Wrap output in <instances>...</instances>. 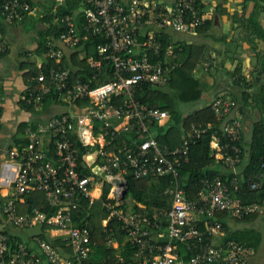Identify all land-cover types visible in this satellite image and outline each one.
<instances>
[{
  "label": "built area",
  "instance_id": "2783aa9c",
  "mask_svg": "<svg viewBox=\"0 0 264 264\" xmlns=\"http://www.w3.org/2000/svg\"><path fill=\"white\" fill-rule=\"evenodd\" d=\"M86 1L88 6L81 15L62 16L63 29L58 38L47 41L46 56L59 64L65 56L64 47L75 49L82 40L99 37L96 53L87 59L96 73L88 81L73 79L72 69L59 64L32 77L37 87L24 94L28 103L42 104L48 95H53L67 103L68 108L53 114L45 123L28 126L25 144L8 149V157L0 166V187L7 189L11 197L3 204V213L18 227L41 223L51 226L64 235L76 258L84 259L91 250V230L74 220V211L83 197L89 198L90 203L95 201L92 191L99 176L104 179L103 188L106 181L111 184L104 204L110 217L121 222L127 239L136 246L138 264H248L254 253L252 247L235 239L214 243L213 236L223 229L216 214L227 211L232 217L241 218L261 212L262 205L234 196L219 176L204 178L196 196L190 197L182 186L180 166L189 160L191 144L206 127L193 123L179 146L161 145L154 125L169 119L170 112L150 106L137 96L144 83L168 84L172 71L180 63L175 62L178 57L175 45L164 48L160 32L171 28L192 34L206 21L202 0ZM34 11L28 0H2L1 15L9 23H20ZM8 50L0 31V54ZM105 67L110 78L92 86ZM78 100L88 103L80 106ZM209 106L222 121L228 138L221 144L220 138L215 137L212 146L216 157L233 175L232 182L237 188L243 152L238 144L243 139L238 101L226 93H218ZM46 137L51 139L54 157L43 148ZM96 145H99L98 169L86 173L80 162L83 160L89 168L85 158ZM127 175L168 180L164 193L171 198L172 205L161 213L166 226L157 215L123 207ZM37 190L46 194L49 210L34 208L20 214L18 200ZM200 222L205 229L200 228ZM34 240L37 249L16 241L0 228V264H73L46 238L38 235ZM107 240L114 245L111 235ZM180 245H184L187 255Z\"/></svg>",
  "mask_w": 264,
  "mask_h": 264
},
{
  "label": "crops",
  "instance_id": "0c3cea01",
  "mask_svg": "<svg viewBox=\"0 0 264 264\" xmlns=\"http://www.w3.org/2000/svg\"><path fill=\"white\" fill-rule=\"evenodd\" d=\"M30 1L35 7V11L28 15L22 23H8L3 19L0 13V31L3 33L9 45V50L5 54H0V166L1 163L7 159V152L10 147L22 146L25 144V133L28 126H36L39 123H45L53 114L62 113L68 108L67 103L58 101L55 98L47 99V103L33 104V107L27 106L23 101V96L28 90L31 82V78L29 77L31 69L35 66L41 69L49 62L46 52H39L37 50L38 32L47 26V23L40 19L44 13V8L41 5V0ZM158 1L172 3L174 0ZM59 2L66 3V0H59ZM256 2L260 6H264V0H202V10L206 19L213 18L214 20V25L209 31L206 33L193 32L192 34L185 35L171 28L166 30L169 35L168 39H172L173 42L180 41L190 43L195 41L205 44L204 54L201 56L200 62L195 69L196 76L204 83L205 91L202 100L194 109L185 112L183 115L179 109L175 115L172 116L170 114V118L166 121L154 125L157 135L160 133H167L175 124V126L180 127L183 139L190 130V128L187 129L183 124L184 117L190 112H194L199 106L209 105L210 100L216 94L226 93L231 97L237 98L238 114L243 122V140H249L251 135V124L253 120L259 119L260 117V111L257 107L255 96L264 94V75L261 76L259 80L255 79V76L258 75V69L260 68V64L258 63L260 56L258 57V53L262 51L261 55H264V43L256 39V49L251 47V44L248 43L246 39L247 30L244 28L242 21L239 20V17L248 16L253 10ZM220 3H223L224 7L227 8L228 13L218 12ZM261 13L259 18L264 27V11ZM226 22H229V31L225 30L224 23ZM235 38L239 39L238 44H236L237 41H235ZM169 44L174 45L172 41ZM80 48L83 47H79V49ZM64 49L65 56L62 61L73 65L71 54L76 48L70 49L64 47ZM84 56V52H80V58ZM239 62H241L243 66L242 74L245 78V82H240L238 84L232 72ZM71 69L76 71L79 69V66L73 65ZM244 91L250 93L248 102L243 97ZM173 117H176L177 122H171ZM24 123H27V125L25 129L22 130V124ZM181 143L182 141L174 147L179 146ZM43 148L50 156L54 157V147L49 137H46L44 140ZM98 148L99 145L90 148L89 154L85 158L91 172L98 169ZM110 149L114 151L113 147H110ZM246 149L250 150L251 146L247 144ZM245 163L246 162H241L239 165V173L242 172ZM221 170L228 172V168L225 165H222ZM96 179L97 182L94 184L92 192L95 200H100L104 189V179L99 176H97ZM10 197L9 191L0 187V200L3 198V202L0 204V228L8 232L16 241H24L34 249H37L34 237L38 235L44 237L43 235H45L47 240L58 247L64 257L72 260L73 264H81L83 259L76 258L73 249L67 245L64 235L52 229L51 226L41 223L22 228L12 224L3 213V204ZM42 198L41 194H37V198L29 202L22 196L18 200V212L20 214H27L31 208L41 210L45 205V202H42ZM168 199L171 200L170 197ZM124 201L123 205H125L126 208L133 209V205L135 204L134 200L125 198ZM46 202L48 204L47 198ZM139 210H144V212L148 213L152 212V215H157L158 218L160 217L163 221L161 213L167 209L160 205H155V207L147 209L145 204L139 203ZM110 218V214L107 218H101L103 225H107ZM218 218L223 222V229L220 233L213 236L214 243L220 244L237 233L239 238L241 237L243 239V243L254 249V253L250 257L248 264H264V203L262 204V211L254 218L240 220L231 217L228 213H223L218 216ZM109 235L112 237L113 234ZM112 238L114 245L111 246L118 247L119 241L114 237ZM108 245L110 244L108 243ZM180 246L183 253L187 255L184 245Z\"/></svg>",
  "mask_w": 264,
  "mask_h": 264
},
{
  "label": "trees",
  "instance_id": "16d2710c",
  "mask_svg": "<svg viewBox=\"0 0 264 264\" xmlns=\"http://www.w3.org/2000/svg\"><path fill=\"white\" fill-rule=\"evenodd\" d=\"M41 3L44 8V13L40 19L46 22L47 26L38 32L37 50L39 52H46V44L49 38H58L63 29L61 23L62 16L65 14L81 15L83 9L88 6V2L86 0H66V3H60L59 0H41ZM1 4L2 0H0V13ZM262 11H264V6L262 7L256 2L253 10L248 16L239 17V20L242 21L244 28L247 30L246 39L248 40V43L251 44V47L255 49L257 45L256 39L264 41V27L259 20V15ZM218 12L228 13V10L224 7L223 3L219 4ZM27 17L28 16H26V18ZM83 18L84 17L82 16L81 21H83ZM79 24L81 27V23ZM213 25V18L206 19L202 25L196 28L194 33H206L213 27ZM160 35L164 48L171 43V41L176 45L175 49L178 51V57L175 58V62H179L180 64L172 71L171 79L168 84L164 86H155L149 83H144L138 89L137 96L142 102L148 103L150 106H158L167 109L173 116L177 113L181 105L196 104L198 106L202 100L205 91L204 83L198 76H196L195 69L200 62L201 56L204 54L205 44L195 41L190 43L180 41L173 42L172 39H168L169 35L166 30L160 32ZM100 40L101 38L99 37L91 36L87 40H82L79 44L80 46L72 52V63L74 66H79V69L76 71L72 69L73 79L80 77L83 81H88L94 76L96 71L90 66L87 59L90 55L96 53V45ZM238 40L239 39L235 38V41H237L236 44L239 43ZM79 47L83 48L79 49ZM80 52H84L85 56L83 58H80ZM261 52L258 53V57L260 56L258 61L260 68L258 69V75L255 76L256 80L261 79V76L264 75V55H261ZM59 64L69 68L73 67L72 64L65 61H62ZM59 64L56 63L54 59H50L48 64L46 63L41 69H38L36 66L32 68L29 73L31 82L28 89H35L37 87V83L32 77L38 75L41 70L48 71L51 65L58 66ZM105 70H107V67L101 72L99 76L100 79L91 83L92 86L102 83L110 78V74ZM242 72L243 66L242 63L239 62L235 70L232 72L233 76H235V81H237L238 84L240 82H245ZM27 91L29 92L30 90ZM27 91L25 93H27ZM243 97L248 102L250 93L244 91ZM53 98V95H48L44 100V103H47V99ZM235 99L237 100V98ZM255 99L260 111V117L259 119L253 120L251 124V135L249 140L245 141L242 139L238 141V144H240L243 149L241 154L242 163H246L243 166L242 172L237 175V188H235V185L232 182L233 175L229 173V169L228 172L221 170L224 163L216 157V149L212 146L215 137L220 138L221 144H225L228 141L221 126L222 121L217 118L213 109L209 105L199 106L194 112H190L184 117L183 124L187 129L191 128L193 123H201L206 127V131L191 144L189 160L183 162L180 166L182 186L190 197L196 196L202 187V180L204 178L219 176L227 182L230 191L234 196L241 197L246 202H258L261 205L264 203V94L261 96H255ZM23 101L29 107L34 106V103H28L24 98ZM87 103L88 101H77V104L80 106L87 105ZM26 125L27 123L22 124V130L25 129ZM126 136L124 137L126 138ZM121 137L118 138V141ZM157 138L161 145H169L170 147H174L184 139H182V131L180 127L175 126V124L167 133L158 134ZM247 144L251 146L250 150L246 149ZM83 150L86 151V149ZM80 164H82L86 173H91V169L87 166L85 167L83 160ZM127 180L128 187L125 198H131L134 200L135 204L133 205V209L139 210V203L145 204L147 209L155 207V205L163 206L166 209L171 207V200H169V197L164 194V189L168 182L166 178L141 179L132 175H127ZM253 184H256L257 187H253ZM110 190L111 184L106 181L102 198L100 200H95L93 203H90L89 198L83 197L80 199L79 208L74 211V220L81 225H87L91 230L92 237L90 253L88 257L81 261V264H138V260L135 258L136 246L126 239V233L121 229V222L114 217L109 219L107 225H103L101 222V218H107L110 214L104 204V201L108 200ZM37 194H41L43 197L42 202H45V205L41 210L48 211L50 207L46 202L47 197L43 191H32L25 193L23 196L29 202H32L35 200L34 198H37ZM2 202L3 198H1L0 204H2ZM123 207L126 208L125 205H123ZM32 210V208L29 209V212ZM149 213L152 215V212ZM223 213H228L230 215L227 211H220L217 212L216 216L218 217ZM259 213L260 212H256L245 215L241 218H233L247 220L257 217ZM162 219L163 225L166 226V218L163 216ZM200 228L205 229L203 222H200ZM109 234H113L112 237L119 241L118 247L108 245L107 237ZM43 236L45 237V235ZM229 239H235L243 243V239L241 237L239 238L237 233ZM192 252L193 251H189L190 254Z\"/></svg>",
  "mask_w": 264,
  "mask_h": 264
},
{
  "label": "rangeland",
  "instance_id": "374dc122",
  "mask_svg": "<svg viewBox=\"0 0 264 264\" xmlns=\"http://www.w3.org/2000/svg\"><path fill=\"white\" fill-rule=\"evenodd\" d=\"M262 14V13H261ZM264 14V13H263ZM259 17H260V15H259ZM262 17H263V15H262ZM228 20V19H227ZM259 20H260V18H259ZM260 22H261V20H260ZM224 26H225V30L226 31H229V22H226V23H224ZM262 43H264V41L263 40H261V39H259ZM205 87V86H204ZM166 89V88H165ZM164 89V90H165ZM196 107V104H194V105H192V104H190V105H181L180 107H179V109H180V111H181V114L183 115L185 112H187V111H190V110H192V109H194ZM171 122L172 123H175V122H177L176 121V117H173L172 119H171ZM254 264V263H253Z\"/></svg>",
  "mask_w": 264,
  "mask_h": 264
},
{
  "label": "water",
  "instance_id": "95a60500",
  "mask_svg": "<svg viewBox=\"0 0 264 264\" xmlns=\"http://www.w3.org/2000/svg\"><path fill=\"white\" fill-rule=\"evenodd\" d=\"M125 192H127V190Z\"/></svg>",
  "mask_w": 264,
  "mask_h": 264
}]
</instances>
